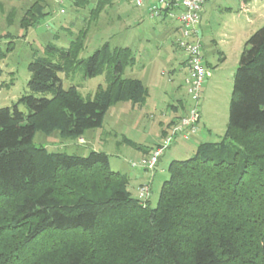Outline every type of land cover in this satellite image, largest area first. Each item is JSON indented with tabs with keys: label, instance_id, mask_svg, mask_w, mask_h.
I'll use <instances>...</instances> for the list:
<instances>
[{
	"label": "trees",
	"instance_id": "16d2710c",
	"mask_svg": "<svg viewBox=\"0 0 264 264\" xmlns=\"http://www.w3.org/2000/svg\"><path fill=\"white\" fill-rule=\"evenodd\" d=\"M114 1L96 0L91 19ZM48 5L35 0L21 27L38 25ZM86 34L80 30L66 47L47 46L62 63H29V88L52 97L23 96L28 114L0 108V264H264V25L240 56L225 139L172 160L156 206L132 196L129 177L110 167L107 153L34 144L38 130L75 138L101 127L111 106L149 96L141 79L124 76L136 62L130 47L106 43L84 59ZM77 65L90 77L105 74L106 86L85 97L63 88L59 73Z\"/></svg>",
	"mask_w": 264,
	"mask_h": 264
},
{
	"label": "rangeland",
	"instance_id": "374dc122",
	"mask_svg": "<svg viewBox=\"0 0 264 264\" xmlns=\"http://www.w3.org/2000/svg\"><path fill=\"white\" fill-rule=\"evenodd\" d=\"M34 1L0 0V52L6 54L0 57V108L13 110L17 106L21 112L28 114L26 103L21 101L23 96H53L51 92H33L29 88L31 73L28 65L32 60L48 57L54 62H63L59 52H47L49 44L66 47L72 36L87 29L80 55L84 59L106 43L111 47H130L136 62L126 68L124 76L141 78L148 85L150 92L144 104L120 102L111 106L103 125L89 129L81 136L63 138L57 130L50 133L38 130L33 141L37 146H44L48 152L80 156H87L92 150L107 153L110 167L129 177L128 189L133 197H138L144 179L152 178L151 205L156 206L162 183L169 178L168 167L172 160L190 158L201 142H222L225 139L234 75L246 41L264 25V0H244L241 5L238 0L229 3L218 0L208 6L202 20L203 53L208 77L201 105L202 120L209 123L211 131L199 126L200 133L203 131L204 135L198 141L177 135L162 152L153 171L132 166L131 162H140L164 142L162 130L167 117L174 114L170 104L178 96L174 87L182 83L184 93L187 89L183 78L187 70L181 64L186 54L176 44L180 35L168 31L178 21H167V25L160 19H152L144 14L143 8L127 0H115L92 20L90 9L95 6L96 0H90L84 7H74L73 0H66L64 6L48 0L46 10L49 14L26 32L20 25V19ZM62 8L64 13L60 12ZM12 11L13 17L10 18ZM10 46L12 48L8 51ZM172 68L176 69L174 76L170 74ZM59 76L63 88L75 86L84 97L107 84L105 74L87 76L83 65H77L71 71H62ZM126 139L135 142L136 146ZM148 150L151 151L147 153Z\"/></svg>",
	"mask_w": 264,
	"mask_h": 264
},
{
	"label": "built area",
	"instance_id": "2783aa9c",
	"mask_svg": "<svg viewBox=\"0 0 264 264\" xmlns=\"http://www.w3.org/2000/svg\"><path fill=\"white\" fill-rule=\"evenodd\" d=\"M132 5L144 8L152 19L177 20L180 25V36L176 44L186 54L187 75L185 83L191 104L186 114L171 125L164 137V142L152 150L140 162H131L132 166H140L148 171L155 170L162 152L170 146L177 135L186 139L194 136L199 129L201 118V98L207 77V67L203 53V42L200 23L204 6L210 0H127ZM66 0H54L55 4L65 5ZM61 13L65 12L62 8ZM151 188L143 184L139 188L138 198L149 199Z\"/></svg>",
	"mask_w": 264,
	"mask_h": 264
},
{
	"label": "crops",
	"instance_id": "0c3cea01",
	"mask_svg": "<svg viewBox=\"0 0 264 264\" xmlns=\"http://www.w3.org/2000/svg\"><path fill=\"white\" fill-rule=\"evenodd\" d=\"M217 1L218 0H210L205 6H204V9H203V11H202V19H201V23H200V32H201V35H202V37H203V30H202V20H203V17H204V15L206 14V12H207V8H208V6H210V5H212V4H214V3H217ZM222 1H224V3H229L231 0H222ZM239 1V3H240V5L243 3L244 4V0H238ZM256 1V0H255ZM143 10H144V14L145 15H148L147 14V11H146V9H144L143 8ZM167 21H171V20H169V19H161V22H163V23H165V24H167L168 25V23H166ZM168 31H170L171 33H179V35H180V25H179V22L177 23V25H173V26H171V27H169V30ZM205 57V56H204ZM181 64H182V66H184L185 68H186V70H187V63H186V55L184 56V58H183V60H182V62H181ZM170 74H172V76H174V74L176 73V69L175 68H172L171 70H170ZM188 72V71H187ZM187 72H186V74H185V77H186V75H187ZM185 77H183L184 78V80H185ZM207 77H208V70H207ZM207 77H206V79H207ZM139 79H141V78H139ZM142 80V79H141ZM143 81V80H142ZM144 82V81H143ZM206 82V81H205ZM145 83V82H144ZM148 86V85H147ZM149 88V87H148ZM174 92L176 93V95H178L177 96V98L175 99V101L172 103V104H170V107L173 109V111H174V114L172 115V116H168L167 117V120H166V122H165V125H164V129L162 130L163 131V135H164V137H165V135L167 134V132H168V130H169V123L173 120V118H179V117H181L182 115H184V114H186L187 113V111H188V108H189V106H190V104H191V101H190V98H189V96H188V93H187V89H186V91H185V93L183 92V89H182V83H179V84H177L175 87H174ZM207 89V87H204L203 86V91H202V95H203V93L205 92V90ZM150 92V91H149ZM202 105H201V118H200V122H199V126H203V128H207L208 129V131H211V128L210 127H208V122L206 121V120H202ZM201 122H202V124H201ZM201 130H202V128H201ZM203 135H204V132L203 131H201V133H200V128H199V130H198V132L194 135V136H192L191 138H190V140H194V141H198V140H200V138H202L203 137ZM206 142H211V141H206ZM201 143H203V142H201ZM200 144V143H199ZM149 151H151V150H148V152L147 153H149ZM144 155H146V154H144ZM162 157V156H161ZM159 161H160V158H159ZM159 161H158V163H159ZM143 183H147V184H149L150 185V188H151V191H150V196H149V200H150V202H151V198H152V184H153V182H152V178L151 177H149V178H146V179H144V182H142L141 183V185H143Z\"/></svg>",
	"mask_w": 264,
	"mask_h": 264
}]
</instances>
